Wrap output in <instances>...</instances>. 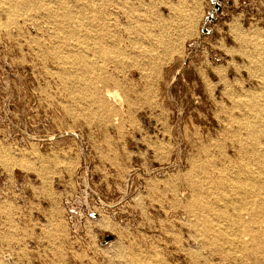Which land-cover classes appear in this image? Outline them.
<instances>
[{
	"label": "rangeland",
	"instance_id": "obj_1",
	"mask_svg": "<svg viewBox=\"0 0 264 264\" xmlns=\"http://www.w3.org/2000/svg\"><path fill=\"white\" fill-rule=\"evenodd\" d=\"M253 105L264 0H0V264H264Z\"/></svg>",
	"mask_w": 264,
	"mask_h": 264
},
{
	"label": "bare ground",
	"instance_id": "obj_2",
	"mask_svg": "<svg viewBox=\"0 0 264 264\" xmlns=\"http://www.w3.org/2000/svg\"><path fill=\"white\" fill-rule=\"evenodd\" d=\"M60 1V0H59ZM16 3V2H15ZM14 4V3H13ZM246 110L248 111V112H246L245 114H243V115H245L243 118V122H242V127H243V129L245 130V131H247V133H248V137H249V140H251V138L254 136V134L255 133H259L257 130H256V127L258 126H262V128H263V130H264V127H263V125H264V106H262V107H258L257 105H253V106H249V107H247L246 108ZM261 128V129H262ZM263 130H261L262 132H264ZM246 133V134H247ZM257 136V135H256ZM255 136V137H256ZM263 137V136H262ZM253 139V138H252ZM248 146V149H251V146H252V143H251V145H250V143L249 144H247L246 145V147ZM253 147V150L252 151H254L255 149H254V147L255 146H252ZM245 148V147H244ZM247 149V148H246ZM257 149V148H256ZM245 150V149H244ZM246 151V150H245ZM247 151H249V150H247ZM256 151H258V150H256ZM259 152V151H258ZM258 152L256 153V154H254V155H252L253 154V152H252V154H251V156L250 155H246V156H250V157H248V162L250 161V162H252V163H256V164H254L255 166L256 165H258L259 167H262L263 168V166L264 165H262V162H264V161H261V154H258ZM260 152H262L261 150H260ZM245 153H248V152H245ZM247 159V158H246ZM264 159V158H263ZM262 159V160H263ZM251 163V164H252ZM249 167H250V165H249ZM257 167V166H256ZM219 168V167H218ZM253 168V167H252ZM251 168V169H252ZM262 168H261V170H262ZM251 169H247V170H250V171H246V172H244L243 174V178L242 177H240V176H232L233 177V180H234V183L232 182V184H231V187H232V189L233 190H236V191H239L240 190V188L243 186L244 187V189L243 190H245V186H247V187H251L252 189H253V187H255V185H259V188H260V193L258 194L257 192H255V193H257L260 197L258 198V199H263L264 200V180H263V177H262V179H261V177L259 178V176L257 175V176H254V171H253V169H252V171L254 172V173H252L251 172ZM264 169V168H263ZM261 172V171H260ZM258 173H259V171H258ZM255 175H256V173H255ZM261 176V175H260ZM201 186V185H200ZM219 186V185H218ZM248 189H250V188H248ZM247 189V190H248ZM247 190H246V193H248L247 192ZM201 192V191H200ZM232 192V191H231ZM245 192V191H244ZM251 193H250V198L252 197V196H254V195H252V191H250ZM239 193V192H238ZM254 193V194H255ZM206 194V193H205ZM239 194H241V196H242V193H239ZM244 194V193H243ZM257 194H256V196H257ZM238 195V194H237ZM248 195H249V193H248ZM230 196H232V194L230 195ZM255 196V197H256ZM233 197V196H232ZM231 197V198H232ZM240 197V196H239ZM238 197V198H239ZM230 198V199H231ZM241 198V197H240ZM244 198V197H243ZM250 198H248V200L250 199ZM235 199V198H234ZM245 199V198H244ZM252 199V198H251ZM233 200V198L231 199V200H228V202L229 201H232ZM240 199H237V202L239 201ZM241 201V200H240ZM262 201V200H261ZM234 202V201H233ZM250 202H253V201H250ZM263 202V201H262ZM208 203L209 202H203V205L205 206V205H208ZM235 203V202H234ZM258 204H259V202H258ZM260 206H261V204H260ZM203 207V206H202ZM263 207H264V205H263ZM207 209V208H206ZM264 209V208H263ZM263 211V210H262ZM257 215V214H256ZM262 216H264V214H261ZM259 216V215H258ZM237 228V227H236ZM202 240V239H201ZM239 242V241H238Z\"/></svg>",
	"mask_w": 264,
	"mask_h": 264
},
{
	"label": "water",
	"instance_id": "obj_3",
	"mask_svg": "<svg viewBox=\"0 0 264 264\" xmlns=\"http://www.w3.org/2000/svg\"><path fill=\"white\" fill-rule=\"evenodd\" d=\"M220 1V0H219ZM221 4L220 3H215V9L214 10H216V11H220L221 9ZM212 20H214V18H213V15H211V16H209L208 18H207V21H212ZM208 32V29L207 28H205L204 30H203V33H207ZM112 240V237L111 236H107V237H105V242L104 243H107V242H110Z\"/></svg>",
	"mask_w": 264,
	"mask_h": 264
}]
</instances>
